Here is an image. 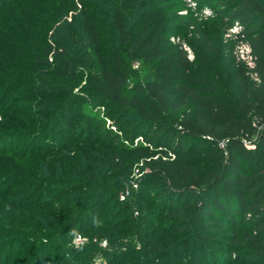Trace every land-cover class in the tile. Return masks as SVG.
<instances>
[{
    "label": "trees",
    "instance_id": "1",
    "mask_svg": "<svg viewBox=\"0 0 264 264\" xmlns=\"http://www.w3.org/2000/svg\"><path fill=\"white\" fill-rule=\"evenodd\" d=\"M194 1L213 15L177 16L170 0H81L73 22L60 18L77 3L63 4L24 53L19 39L0 41V61L25 55L0 68V144L21 138L0 147L3 264L26 254L12 264H43L48 246L78 234L87 242L61 264L109 251L107 264H206L208 253L212 264H264V0ZM183 32L193 59L170 39ZM240 41L251 67L234 55ZM127 60L147 68L130 88ZM75 80L86 82L71 98ZM80 96L106 108L114 133L99 137L91 121L63 131ZM27 100L35 121L8 127Z\"/></svg>",
    "mask_w": 264,
    "mask_h": 264
},
{
    "label": "rangeland",
    "instance_id": "2",
    "mask_svg": "<svg viewBox=\"0 0 264 264\" xmlns=\"http://www.w3.org/2000/svg\"><path fill=\"white\" fill-rule=\"evenodd\" d=\"M19 1V2H18ZM43 3H41V7L36 6L30 7L29 11H26L25 8L28 3L25 0H0V41H4L5 43H10L11 40L17 41L18 39L20 42L18 45L20 46V52L24 53L26 49L30 48L31 46H28V42L26 41V38L33 35V34H41L45 33L43 30L44 27H47L50 23V19H58V14L61 11V6L63 4H69V3H77V8L76 10H70L67 12V14H64L61 16V20H66L67 22H73L75 20V17H78V11L80 5L78 4L79 1L81 0H41ZM85 3L88 0H83ZM172 5H177V7L181 6V10L177 11V16H182L186 13H191L193 18H196L197 20L204 21L206 17L212 16L213 12L208 6L202 7V9L196 10V7H198V4L194 0H170ZM22 2V3H21ZM26 4H24V3ZM59 8V10H58ZM93 16V15H92ZM58 22L53 25L56 26ZM51 25V24H50ZM178 25H181L180 23ZM12 26V27H11ZM53 26V27H54ZM60 31V29H59ZM101 31L104 33H107V31L103 28H101ZM49 32H47V36L49 35ZM61 32V31H60ZM58 32V34L60 33ZM2 35L4 37H2ZM60 35V34H59ZM7 37V38H6ZM173 38L172 42H182L183 47H187L189 49V54H191V59H193L195 52L193 51L192 47L190 46L191 42V37L189 34L186 32H183V34L180 37H171ZM170 38V39H171ZM230 37H227L226 35H223L221 37L222 42L224 43V39H230ZM30 43V42H29ZM21 48L24 52L21 51ZM187 51V50H186ZM25 55L21 54L19 56H10V60H7L6 62L0 61V68H7L12 67L13 64H19L21 61H24ZM12 65V66H11ZM4 66V67H3ZM124 67L128 73V80H127V87H131V85L143 78L145 75L147 68L143 67L140 65L138 60L135 61H125ZM85 80L78 81L75 80L68 84L66 87L68 91L71 93L68 97H77L79 94L82 92V88L85 86ZM25 88L18 89L17 92H23ZM23 90V91H22ZM68 99V98H67ZM78 102L74 106V108L70 111L65 112V118L63 120V123L61 125V128L63 131L66 133L69 132V130L73 131V129H79L81 128L84 124L89 123L91 121V131L95 127H97V130L94 132V134L99 135L101 137V134L98 133H104L106 129H111V131L114 133L116 129L112 125V121L109 118V116L106 114V108L101 106L100 104L97 105L98 103H95L94 100H91L89 98L80 96L78 98ZM21 104H18L20 107V115L21 116H12L10 114H5L8 116L9 119V124L7 125L8 127H15V126H20L22 128H25V121L22 119V116H25L32 120L34 116H32L31 110H33L32 105L37 103V100H27V102H20ZM31 103V104H29ZM23 105V106H20ZM30 105V106H29ZM28 108H31V110H28ZM1 111V108H0ZM1 116V115H0ZM32 121H35L34 119ZM29 123V122H28ZM27 124V123H26ZM117 128V127H116ZM137 140V139H136ZM7 142H1L0 147H4L5 145H10V144H16L21 141V138H16L12 137L6 140ZM139 166L136 164H133L131 173H129V177L127 179V183L131 184V182L136 183L134 181H137V179L140 177L142 174V171L138 170ZM132 183V184H133ZM132 190H135V187L132 185ZM111 192L114 190H110ZM107 194V192H105ZM150 220V218H148ZM71 241V240H70ZM87 242V238L82 235H75L73 238L72 242L66 243L63 245V247H60L59 249L56 246H48L46 249H49L47 251V256L44 259L43 264H52L54 263V260L58 263H62V256L63 254H66V251L77 248V247H82L83 244ZM131 245L135 244L136 247H138V242L136 240H131L130 241ZM99 247L101 249L106 248L105 241H101L99 243ZM5 253V252H3ZM112 252L109 251V254L105 256V254H102L101 252H95L92 253V260H90V263L88 264H107V258L111 257ZM53 255V256H52ZM4 257L0 256V261L1 264H3ZM15 257V258H14ZM212 257H214L213 254L208 253L207 255V260L206 264H212L211 261L213 260ZM28 258L27 254L24 256H21L19 258H16V256H11L9 263L7 264H12L13 261H18ZM57 258V260H56ZM77 264V263H75Z\"/></svg>",
    "mask_w": 264,
    "mask_h": 264
},
{
    "label": "built area",
    "instance_id": "3",
    "mask_svg": "<svg viewBox=\"0 0 264 264\" xmlns=\"http://www.w3.org/2000/svg\"><path fill=\"white\" fill-rule=\"evenodd\" d=\"M240 30V27L238 24H234L229 31L225 34L227 37H230L232 33H236ZM171 40L173 41V38H171ZM187 52H189V49L187 47H184ZM234 55L238 60H242L243 62H245L248 66H252L253 65V57L251 54V48L249 46V44L245 41H240L234 49ZM188 58L191 59V54L188 53ZM253 77H255V75H253ZM245 144H247L246 141H243ZM134 187H136V183L132 184ZM126 191L125 193H121L119 195L120 199H124L125 195H126Z\"/></svg>",
    "mask_w": 264,
    "mask_h": 264
}]
</instances>
